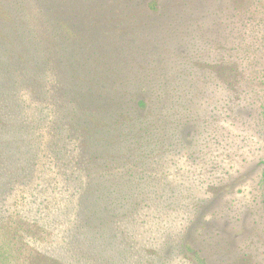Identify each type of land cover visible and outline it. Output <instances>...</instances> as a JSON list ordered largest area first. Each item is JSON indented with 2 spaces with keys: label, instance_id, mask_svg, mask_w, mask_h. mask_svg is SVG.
<instances>
[{
  "label": "rangeland",
  "instance_id": "obj_1",
  "mask_svg": "<svg viewBox=\"0 0 264 264\" xmlns=\"http://www.w3.org/2000/svg\"><path fill=\"white\" fill-rule=\"evenodd\" d=\"M70 2L92 10L83 31L102 44L116 47L125 37L127 54L159 56L161 94L140 95L153 106L160 100V111L163 100L171 101L172 115L156 124L151 151L132 139L121 145L129 180L141 178L137 192L127 194L135 205L120 213L116 230L114 223L78 226L80 194L61 175L83 162L84 138L70 137V152L55 156L60 105H48L50 127L36 126L38 115L28 113L0 122V143L26 164L27 177L0 194V264H264V0H0V6L21 9L48 40L45 11ZM129 19L132 29L124 30ZM17 55L0 44L2 82L24 81L10 69ZM54 56L48 73L60 82L58 91L65 76L58 61L65 57ZM139 114L149 116L146 108ZM160 135L167 137L163 144ZM70 225L82 229V238L71 235Z\"/></svg>",
  "mask_w": 264,
  "mask_h": 264
},
{
  "label": "trees",
  "instance_id": "obj_2",
  "mask_svg": "<svg viewBox=\"0 0 264 264\" xmlns=\"http://www.w3.org/2000/svg\"><path fill=\"white\" fill-rule=\"evenodd\" d=\"M72 3L55 4L45 11V18L52 29L48 40L37 36L39 31L35 23L28 20L21 9L0 6V44L13 55L18 54L16 65L13 63L10 69L24 80L17 84L13 80L12 83L0 80V122H5L10 114L28 113L30 116L38 115L36 126L50 127L52 110L48 105H60L61 112L57 118L63 127L53 148L55 156L70 152V137L84 138L83 162L80 166L77 161L72 162L73 169L61 175L62 179L65 178L63 185H70L73 191L80 194L76 214L78 226L104 228L105 224L114 223L116 230L120 213L135 205L131 199L128 200L127 194L137 192V183L141 178L129 180L128 174L133 172L128 171L131 167L121 163L120 156H125L126 149L121 145L132 139L138 149L150 144L151 151L159 139L157 136L152 138L154 128L160 120L168 124L172 105L171 101L167 105V101L163 100L164 110L160 111V100L156 99L153 106L140 95L142 92L161 94L163 76L155 63L159 56L144 50L127 54L125 49L131 46V41L123 40L125 37L116 41V47L102 44L95 32L83 31L87 28L89 17L86 18L92 10L89 11L85 5L72 7ZM155 4L156 1L152 4L153 8ZM152 6L149 9H153ZM130 20L124 25V30L132 29ZM55 53L65 57L64 62L58 61L64 66L65 73L60 84L63 89L58 91L55 87L60 82L51 81L48 73L50 63L56 67ZM52 91L55 93L51 94ZM32 103L38 107L32 106ZM143 108L148 110V117H140L139 110ZM70 129H80L81 132L71 134ZM160 136L161 142L163 138L167 140L164 135ZM153 140L155 144H151ZM33 143L36 145L35 140ZM4 144V141L0 143V194L7 193L14 182L27 179L24 178L26 164L16 163L15 156ZM12 152L18 154L17 151ZM68 160L71 161V157ZM262 180L264 183V161ZM71 207L74 205L71 204ZM72 228L70 225L71 235L76 240L82 238V229L78 232L79 228ZM116 236L118 234L113 232L112 237Z\"/></svg>",
  "mask_w": 264,
  "mask_h": 264
}]
</instances>
